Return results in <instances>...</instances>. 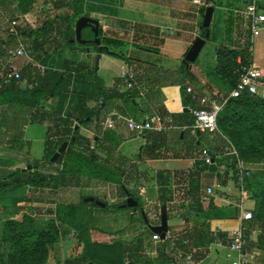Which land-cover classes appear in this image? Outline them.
<instances>
[{
	"label": "crops",
	"instance_id": "1",
	"mask_svg": "<svg viewBox=\"0 0 264 264\" xmlns=\"http://www.w3.org/2000/svg\"><path fill=\"white\" fill-rule=\"evenodd\" d=\"M233 1L237 0H218L222 6L225 5L224 10L228 13L226 14L228 16L227 31L230 38H228L227 45L221 44L217 48L226 47L232 50H241L247 48L245 44L247 41H252L256 44V55L250 56V64L262 71L264 75V25L259 35L251 38L249 21L245 14V5L248 3V0H240L242 6L232 10L230 6ZM259 5L264 12V0H260ZM84 7L85 9H89L90 12L87 14L88 16H83L98 21V29H102L101 36L104 37L103 39H110L116 42L113 44L115 48L113 51L106 52L102 50L99 58V68L97 67V70L102 72V80H100L101 85L95 92L100 93L102 97L99 99L92 97L86 103L87 108L93 109L95 112L97 111V124L81 126L79 131L80 136L85 140H91L90 146L95 147L94 150L97 155L96 163L114 174L120 175L122 178V182L119 184L113 182L103 183L95 180L98 190L113 191L112 195L115 196V201L112 199L108 200V198L105 201L124 207L125 204L123 203H126L127 199L126 193L138 201L143 197L145 203H147L146 206H149L148 209L151 215L155 213L153 209L155 205H159V207L163 206L160 209V214L164 211L167 221L170 217H174L173 220H175L172 222V225L169 224L171 221L167 222L168 232L166 238L172 236L176 241H185L187 240L185 238L186 235L193 232L196 227L206 223V221L198 216L201 215L202 210L208 207L207 198L209 196L205 195L206 189L212 187L216 181H220L223 186L230 185L232 187L228 192H217L216 197H212L213 205L218 209H222L225 215L222 219L212 220L210 222L211 229L214 232H219L223 235V238L207 248H192V252H184L186 249L180 250L179 244L176 243V245H173V249L170 247L167 249L172 261H160L158 254L161 240L154 241L152 239L154 234L151 231L147 233V230H149L148 225L156 226L159 225L160 221L159 223H149L148 216L143 211L144 208L141 211L146 215L147 222L145 223L144 221V224L140 225L133 222L138 218L136 217L138 214L142 216L141 211L117 210L113 207L114 217L119 218L121 226L120 228L109 227V229L102 225L98 226V224L92 227L95 219L97 217L100 218L98 212H104L103 207L99 206L101 209L98 210L93 208L91 210L93 223L90 229L92 241L109 244L122 239L123 242H126L124 246L127 256L126 264H234L236 254L228 248L229 233L238 223L240 217L238 205L241 197L238 186L234 184L231 178L232 172H227V179L225 184H223V180H225L224 172H226L227 168L226 166H221L218 173L216 172V180L213 184H204L202 177H204L207 171L204 168H209L211 165L206 166L203 164L200 151L206 148L211 156H214L213 150L219 154L220 147L215 146L211 149L200 147V150L197 152L193 148L188 147L186 151L183 150V145L175 140L178 132L177 130L173 131L170 129L167 120L168 115L163 110L165 109L164 103L167 104V107L172 112L181 109L185 111L189 110V107L184 104L183 98L179 95L176 86L179 80L186 81L182 72L186 52L196 38H201L198 17L203 10V19V14L207 7H212L214 13L215 8L213 4H210L208 0H206V6L196 5L192 0H86ZM58 14L60 13H54V15ZM24 17L30 20V28L35 27L32 15L27 14ZM241 29L246 32L245 40ZM21 30L22 34H25L29 30L23 22L21 23ZM201 39L204 40L205 45L206 37ZM100 44L103 45V42H100ZM204 45L196 60L199 59ZM124 46L127 49L125 56L127 60L125 62H123L124 57L117 56L118 53L116 51V48ZM251 50L252 47L250 48ZM84 58L86 63L90 65L89 68L87 66L86 73L91 69L92 61L89 55H86V52L84 53ZM205 60L206 58L202 55L201 61L205 63ZM214 61L216 66V53ZM26 64L18 70L20 76L26 67L30 68L29 63L27 62ZM114 66H117L120 70L119 75L116 77L113 76ZM193 66L194 64L192 63L189 67L188 65L185 67L188 71H192L195 68V73L198 75L202 74L199 67ZM46 69L47 67L44 65L42 72L46 71ZM122 70H129L130 78H122L120 76ZM30 72H25L26 79L31 75H35V73L32 74ZM147 75L156 76L160 80V83L151 84L149 85L150 87L145 86L149 81ZM184 86L185 88L191 87L199 95H210L213 92H218L213 84L208 83L207 78H204L203 74L196 85H192L190 81L185 82ZM217 100L220 101L219 97ZM127 102L132 105L128 106ZM135 106L138 107L142 118L144 115L150 117H145L142 121L156 126V119H161L163 122L162 131H147L144 133V136H139L137 133L129 131L123 119L134 118L137 121H141L140 117L128 115V113L135 112ZM160 106H163V109ZM113 114L119 115L123 119L115 120L113 128L105 127L104 122L108 115ZM99 117L102 118L101 122H99ZM34 125L43 126L39 124ZM153 133L160 134L161 136L150 137L148 135ZM146 136L148 137L147 141V138H144ZM180 138H182V134ZM145 144L148 150L143 149ZM196 144L199 145L200 142L197 141ZM0 150H2L1 147ZM2 153L6 155L5 157H0L1 166L3 169H11L10 167L15 165L16 160L10 157L11 153L3 150ZM263 165H244V167L253 171L254 169H263L260 167ZM127 171L129 173H126ZM160 176H162L161 179H159ZM127 179H131L128 180V183L133 187L134 193L138 198L124 185ZM138 179H144L143 183L137 184L136 181H140ZM191 179L198 180L200 183V191L197 197H191L188 193L183 194L184 190L188 191ZM163 180L165 183L167 180L165 185L168 186L167 190L169 192L167 196L169 200L166 206L160 204L158 197V186ZM82 181L86 183L83 186L89 183L87 180L84 181L81 178V183ZM228 181H231V183ZM119 185L122 186L125 196L119 190ZM61 190L64 191L63 189ZM253 204L254 202L246 193L242 208L251 212ZM100 219L106 220L107 216ZM66 235L73 240L70 244L73 247L76 244V240L68 235L67 232L63 236ZM63 236L61 235V238ZM257 238L258 231H249L248 236L245 238V251L250 256V264H264V238L262 240ZM62 244L63 240L61 239L58 245V251L61 254ZM69 248H65V250L67 249L66 254ZM164 253L166 254L167 252L164 251ZM188 255H191L190 259L187 258ZM66 257H68V254ZM63 262L67 264V259Z\"/></svg>",
	"mask_w": 264,
	"mask_h": 264
},
{
	"label": "trees",
	"instance_id": "2",
	"mask_svg": "<svg viewBox=\"0 0 264 264\" xmlns=\"http://www.w3.org/2000/svg\"><path fill=\"white\" fill-rule=\"evenodd\" d=\"M77 1L53 0L52 5L56 12L72 9L71 14L54 15V19H65L66 28L73 32L76 21L83 15L88 16L76 10ZM35 2L36 0H0V8L7 9L9 3L14 4L10 11V16L13 18L10 20H18L17 15L20 13L23 17L29 14ZM50 24L51 22H46L42 28ZM205 32L206 30L201 26V38H205ZM21 34L22 30L18 35ZM7 35L12 37L9 33ZM101 35L102 29L99 28L100 42L103 41L105 45L116 43L110 39H101ZM117 56L123 58L121 54ZM54 62L57 64L54 65ZM50 63L52 65L45 64L48 68L42 74L31 75L27 79L24 70L19 79H12L6 84L1 83V77L5 73L0 77V108L5 110L0 116V147L8 151V149L20 150L24 145L29 146L28 142L22 140L21 133L22 127L27 124H39L46 128L44 158L40 169H38L39 162L35 161L26 171L20 168L11 171L0 170V204L3 207L6 200L11 206L23 201L22 198L16 197V193L25 187L47 188L57 192L63 188L78 187L81 178L96 179L103 183H120L118 181L120 175L96 163L95 150L89 148L91 140H85L79 133L81 126L91 122L94 116L97 117V111L87 108L86 103L92 97L98 99L102 97L100 93L95 92L101 85L100 79L92 75L91 69L85 73L86 66L84 72H77L76 67L71 68L74 62L69 63L64 57L59 56ZM249 64L250 53L247 48L217 49L215 69L207 74L206 78L208 83L213 84L217 89L220 101L226 99L235 88L239 67ZM186 65L184 62L183 67ZM186 72L189 73L188 70ZM181 91L184 96L183 102L190 109L192 102L186 93V88H182ZM217 129L224 143L230 147L223 184L227 179V172L231 171V178L237 185L239 174L234 167L237 159L236 157L234 159L233 151L243 165L264 164V100L246 93H242L237 98H229L217 115ZM148 135L161 136L156 133ZM144 138L148 140L147 136ZM63 142H68L67 150L55 162H50L52 155ZM143 149H147L146 144ZM20 152L22 151L16 153ZM211 158L212 167L215 160L214 156ZM247 171L248 176H243L242 185L254 204L251 210L252 219L245 223L247 226L245 238L249 231H258L257 239L262 240L264 238V168L253 171L247 169ZM161 178L162 176L159 177ZM166 183L163 180L158 186L160 204L165 206L169 200ZM199 191V181L191 179L188 191L184 190L183 194L188 193L191 197H197ZM86 197L76 204H54V209L46 211L49 215L48 219H36L31 214H23L18 219H6L2 223L0 233V264H47L54 248L61 241V235L65 232L76 240L75 246L68 251L67 264H126L124 247L126 242L122 239L109 244L92 241L91 210L101 208L94 202L92 205L84 203L83 199ZM207 199L208 207L198 215L206 223L186 235L188 244H184L182 240L174 241V245L179 244L180 250L186 249L184 252H192V248H207L223 238L219 232L212 231L210 222L224 218L225 214L222 209L213 205L212 197ZM101 202L105 204L103 209H107L108 203L105 200ZM114 208L133 211L138 210L139 203L135 208L119 205H115ZM142 218L138 214V218L133 223L143 225L144 218ZM166 239V242L161 241L158 254L160 261H172L171 257H167L164 253L165 246L166 248L170 246L172 237L168 236ZM170 248L173 249V246Z\"/></svg>",
	"mask_w": 264,
	"mask_h": 264
},
{
	"label": "rangeland",
	"instance_id": "3",
	"mask_svg": "<svg viewBox=\"0 0 264 264\" xmlns=\"http://www.w3.org/2000/svg\"><path fill=\"white\" fill-rule=\"evenodd\" d=\"M84 2L86 3V0H82V1L78 0L76 2V10L77 11L80 10L79 12L82 14H89L90 11L89 9H85ZM208 2L210 4H213L215 8L213 16H212V22L209 28L210 37L206 38V43L200 53L199 59H197L193 63L195 67L197 66L200 68L202 74L204 75V78L206 77L207 74H210L214 71L213 70L215 66L214 56L218 49L217 47L221 46V44L227 45L228 38H230L228 31H227L228 16H226V14L228 13H226V11L224 10L225 5L222 6V4L218 2V0H208ZM52 4H53V0H37L35 2L31 12L29 13L30 15L33 16L32 20H34L33 25L35 26L33 28L29 27L30 20H28V18L26 19L24 16L22 17L19 13L17 15L18 21L20 23L22 22L25 23V27L29 30L25 32V34L12 36V37H9L7 34L9 30L8 21L11 18H13L12 16H10V11L13 9L14 4L9 3L7 9L0 8V44H1L0 52H2L0 53L1 54L0 55V77L10 69L19 70L21 67H24L27 62L29 63V61H32L36 66L31 67L29 64V67L31 69L26 67L24 69V72L31 71L30 73L32 74L35 73V75L42 74L43 69H41V67L42 66L44 67L45 64H51L50 62L54 59H57L59 56L67 59L69 63L74 62L75 66L72 63L73 66H71V68L76 67L75 68L76 71L81 73V72H84L83 70L85 66L86 67L88 66V68L90 66L89 64L86 63V60L84 58V53L86 52V55H89L92 61L91 62L89 60L91 62L92 75H95L97 76V78L102 80L101 79L102 72L98 70L97 72H95L94 56H95V51H96V45L93 43V40H94L93 33L91 32L89 28H84L81 32L82 40L89 41L88 44L82 45L81 43H77L75 41L71 42V40L74 39V32L66 28L67 22L65 19H54V13H56V11L53 9ZM241 6L242 4L240 3V0L233 1L232 5L230 6V9L233 10ZM57 12L60 14H71L72 9L70 8L62 9ZM46 22H51V24L45 26V28H42V26H44ZM198 25H199V28L202 26V13L198 17ZM16 31L18 32V34L20 33L21 31L20 26L16 28ZM241 31H243V29H241ZM242 34L245 40L246 32L243 31ZM100 38L103 39L104 37L101 36ZM19 44L22 45V47L24 48V55L23 56H11L9 52L15 51V49L17 48ZM245 44L247 47V51H249L250 53V56L256 55V44L253 42L251 43L250 41H247ZM104 46L108 47L109 51L110 50L113 51L115 49L112 44L110 45L107 44ZM251 47H252V50L250 51ZM116 51L118 54H121L124 57L123 62H125L127 60V58L125 57L126 51H127L125 46L116 48ZM202 55L206 58L205 63L201 61ZM56 64L57 62H54V65ZM26 65L28 66V64ZM37 65L39 67L38 69H37ZM98 68H99V65H98ZM186 71H187L186 67H183L182 72L184 74V77L186 78V75H187L186 81L183 82L179 80L176 86L181 98L184 97L181 89L185 88L184 86L185 82L191 81L192 85H196L202 75V74L198 75L197 73H195L196 71L195 68H193L192 71H188L189 73H187ZM119 72H120L119 68L117 66H114L113 76L116 77L117 75H119ZM147 78L149 79V81L145 85L147 87L151 84L160 83V80L157 79L156 76L154 75L153 76L147 75ZM127 105L131 106L132 104H128L127 102ZM163 106L165 109H163ZM163 106H160V107L168 115L167 116L168 118L167 120L169 122L168 126L173 131L177 130L178 135L176 136L175 140H177L178 143L183 145L182 146V148H184L183 150L186 151L188 147V148H193L197 152L198 150H200V147H207L210 149L214 148L215 146L220 147L219 154H217V152H214L213 150V153L215 156L214 157L215 164H213L211 168H204V170H207V171L204 174V177H202L204 184H209V185L213 184V182L216 180V172L218 173L219 168L221 166H226L228 163L227 158L230 156H226V155L230 152V147L227 145V143L226 144L224 143V141L222 140V137L217 132H214V133L204 132L198 136L196 134H192L191 132L192 119H191L189 110L185 111L181 109L179 111L172 112L167 107L166 103H164ZM4 112H5L4 108H0V116ZM140 114L141 113L138 107L136 106H135L134 113H128V115H132L138 118L140 117L141 121L145 117H147L146 115H144V117L142 118ZM147 118H150V117H147ZM101 119L102 118L99 117V122H101ZM87 124H93V125L97 124L96 117L94 116L91 122L86 123V125ZM31 125H34V124H27L25 125L27 127L23 126L21 129L22 130L21 131L22 140L28 142L29 146L24 145L22 149L20 150H9L8 149V151L2 148L3 151L11 153L10 157L11 158L13 157L14 158L13 160H16L15 165L13 167H10L11 169L9 168L5 169L6 171H11L17 168L25 169L29 165L32 167L33 165L32 162H35V161L39 162L38 169H40L41 164H42L41 161L44 158L43 157L44 156V144H45L44 136H45L46 128L45 126H37V125L31 126ZM181 134H182V138H180ZM27 140H29L30 142ZM197 141L200 142L199 145L196 144ZM2 150H0L1 158L5 157L6 155V154H3L4 152L2 153ZM17 151H22V152L16 153ZM232 155L234 156L233 152H232ZM234 159H235V156H234ZM260 167L264 168V165ZM0 170H4L1 164H0ZM52 173H54L53 170H52ZM126 173H129V172L127 171ZM85 180L87 179H84V181ZM95 180L96 179L87 180L89 183H87L86 186H83L86 183L83 181L81 183V179H80V184L78 187L63 188L64 191L67 190L66 192L62 191L61 189L58 190L57 192H54L52 190H48L47 188L25 187V188L19 189L18 192L16 193V197L22 198L23 201L18 202L16 206L9 205V201L7 200L4 204V207L0 204V233L2 229V223L6 219H18L23 214H31L36 219L47 218L49 217V215L46 213V211L48 209H54V204L56 203L74 204L78 201H81V199L85 196L87 197L84 198L83 201H85L84 203H87L88 205L90 204L92 205L93 203L89 201L90 198H95L96 201H103V200H106V198H108V200L112 199L113 201H115L114 199L115 196L112 195L113 191L112 190H98L96 187ZM128 180H131V179H127L124 185L126 186L128 190L133 192L132 194L134 196H136V194L134 193L135 191L133 187L128 183ZM143 180L144 179L140 181H136V182L137 184L140 185L141 183H143ZM97 181H100V180H97ZM118 181L121 183L122 178H119ZM228 182L231 183V181H228ZM118 187L121 193L124 195V191L121 185H119ZM138 203H139L138 212L141 211L142 208H144L143 211L148 216L149 223H154V222L159 223L160 216H161L160 209H162L163 206L159 207V205H155V207L153 208L155 210V213L154 215H151L148 209L149 206H146L147 203H145L143 197L139 199ZM115 205H116L115 203L109 202L107 209L103 210L104 212L99 211L98 212L99 217L104 218L107 216V219L101 220L100 218L95 217L96 218L95 223L92 224V227H95L98 224V226L102 225L108 229L109 227L120 228L121 221L119 220V218L114 217L113 207ZM51 217H53V215ZM173 219L174 217H170V219L168 220V221H171V223H169L170 225H172V222L175 221ZM147 233H150V231L147 230ZM66 236H63L61 238L64 244L63 247H62L63 244L61 245L62 254L59 253L58 246H56L47 264H64L63 261L68 259V257H66L68 254V253L66 254L67 249L65 250V248L66 247L71 248L72 245L70 244L73 242V240L69 238L68 236L67 237ZM166 240L167 239L163 240L162 242H166ZM175 240L176 239L172 237L171 242H170L171 247L174 245L173 243ZM70 248L68 249V251L70 250ZM167 249L168 247L166 248L165 246L167 257H169L168 255L169 251Z\"/></svg>",
	"mask_w": 264,
	"mask_h": 264
},
{
	"label": "built area",
	"instance_id": "4",
	"mask_svg": "<svg viewBox=\"0 0 264 264\" xmlns=\"http://www.w3.org/2000/svg\"><path fill=\"white\" fill-rule=\"evenodd\" d=\"M192 2L196 5L206 6V0H192ZM259 2L260 0H248V3L245 6V14L249 21L251 38L258 36L264 25V12L260 7ZM8 25V33L11 36H17L18 32L16 31V28L19 26L21 28V23L18 20H9ZM9 54L11 56H23L24 48L19 44L15 51H10ZM29 64L31 67L36 66L32 61H29ZM37 68H39L38 65ZM41 69H43V67H41ZM120 76L124 79L130 78L129 70H122ZM19 78V71L10 69L1 77V83L6 84L12 79L17 80ZM186 93L190 96L192 102V105L189 109V113L192 119V134H196L197 132L214 133L218 132L217 115L229 98H237L242 93H246L250 96L264 100V75L262 71L254 68L253 66H251V64H249L248 66L239 67L238 80L235 88L230 92L229 96L226 99L221 101L217 100L219 95L218 92H213L210 95H199L195 93L191 87H186ZM122 119L123 118L119 115H108L107 119L104 122V126L107 128H113L114 121ZM123 120L126 123L128 130L137 133L139 136H144V133L147 131L160 132L163 129V122L159 118L156 119V126H153L151 123L146 121H137L134 118H126ZM89 148L94 149L95 147L90 146ZM233 154L237 159V163L234 167H236V170L239 174V181L237 183V186L239 188L241 197L238 205L240 209V217L238 219L237 225L229 233L228 248L231 252L236 254V260L234 264H250V256L245 251V233L247 231V226L245 223L252 219V214L251 212L246 211L242 208V204L246 195L242 185V178L244 175L248 176V171L244 167L243 163L238 160L234 151ZM200 155L202 157V162L204 165L210 166L213 163L211 155L206 148L201 149ZM231 188L232 187L230 185L223 186L220 181H216L214 182L212 187L206 189L205 195L209 197H216L217 192H228L229 190H231ZM152 239L154 241H158L159 235L154 234L152 236ZM184 243L188 244V241L185 240ZM190 257L191 255H188L187 258L190 259Z\"/></svg>",
	"mask_w": 264,
	"mask_h": 264
},
{
	"label": "water",
	"instance_id": "5",
	"mask_svg": "<svg viewBox=\"0 0 264 264\" xmlns=\"http://www.w3.org/2000/svg\"><path fill=\"white\" fill-rule=\"evenodd\" d=\"M212 14H213V8L212 7H207L204 11V14H203L202 27L206 30V32H205L206 38L209 37V27H210V23H211ZM98 25H99L98 21H96L90 17H86V16L80 17L75 23L74 39L71 40V42L75 41L77 43H81L82 45H85L89 41L82 40L81 32L84 28H89L91 30V32L94 35L93 43L97 47V54L94 57L95 72H97L98 62H99V58L101 56L102 50L109 52L108 47L102 46L100 44V40L97 37L98 36ZM203 45H204V40L201 39L200 37L196 38L195 41L191 44V46L189 47L188 51L186 52L184 60H183L188 65V67L192 63L195 62V60H196V58H197V56H198ZM196 134L199 135V132H197ZM66 148H67V142H63L59 146L57 151L52 155L50 162H55L59 158V156L65 151ZM30 168H31V166L29 165L27 168L22 169V170H28ZM126 196H127V199H126L125 206H127L129 208L137 207V205H138L137 201L134 200L132 197H130V195L128 193H126ZM89 201L95 202V204L97 206H100V207L105 206V204H103L100 201H96L94 198H90ZM141 215L144 218V221L146 223L147 220H146L145 215L142 211H141ZM167 222L168 221H167L166 213L164 211H162L161 216H160L159 225H156V226L148 225L147 227H148L149 231H151L153 234L159 235L160 240L163 241L166 239V235L168 232V223Z\"/></svg>",
	"mask_w": 264,
	"mask_h": 264
}]
</instances>
